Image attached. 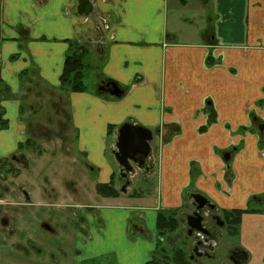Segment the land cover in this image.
I'll return each mask as SVG.
<instances>
[{"label":"crops","instance_id":"0c3cea01","mask_svg":"<svg viewBox=\"0 0 264 264\" xmlns=\"http://www.w3.org/2000/svg\"><path fill=\"white\" fill-rule=\"evenodd\" d=\"M210 3L213 20H202L205 12L185 0H0V83L6 92L0 102L6 121L0 150L7 142L8 151L0 156L27 137L16 98L20 73L35 68L45 85L59 89L72 44L102 55L95 56L98 83L115 82L123 92L118 98L98 94L97 84L94 90L67 93L78 149L103 163L100 168L88 161L96 183L112 181L118 168L114 158H105L108 135L113 143L127 122L153 133L149 156L151 173H159L156 195H139L145 204L135 208L126 203L127 193L102 198L96 211L87 213L82 245L94 242L91 231L128 225L134 212L145 210H156L154 218L148 215L155 235L157 209L179 207L184 191L194 188L220 209L243 211L240 244L253 264H262L264 0ZM249 140L258 147L247 148ZM192 167L199 175L193 184ZM138 226L145 233L125 241L130 256L141 248L146 264L154 240L143 222Z\"/></svg>","mask_w":264,"mask_h":264},{"label":"rangeland","instance_id":"374dc122","mask_svg":"<svg viewBox=\"0 0 264 264\" xmlns=\"http://www.w3.org/2000/svg\"><path fill=\"white\" fill-rule=\"evenodd\" d=\"M185 2H188L191 7L199 8L202 14L205 12L206 15H203L202 20H213L210 0H185ZM1 23L0 14V25ZM85 46L82 47L85 48ZM85 50L83 80L87 90H94L96 85L99 84L100 71H97L99 68L97 62L100 61L95 60V56H98L95 49L92 50L88 47ZM98 57L101 60L103 56L99 55ZM28 77L29 79L21 82V89L16 96L20 102L21 111L18 116L24 125L26 136L34 139L36 146L33 149L22 148L21 153L27 167L20 170L21 174L17 181L18 184L20 183V187L26 189L36 205L34 209L27 208V206H23L24 209H22L20 206L9 205L11 208L5 213L10 219L9 223L6 224V231L3 230L4 225L0 223V264H53L48 262V256L45 255L48 251L54 252V248L51 250L46 244L53 235L43 230L40 224L43 221L47 222L56 231L57 235H54L56 236L54 239L57 244L61 243L59 237L62 236L65 238L64 240L73 245V248L64 246L63 250L56 251L57 259L55 258L54 264H128L127 261L142 264L144 252L140 248L135 253L137 258L134 259L135 254L130 256L127 249L131 248L125 239L127 237L133 240L140 237V234L133 229L132 224L137 225L142 222L147 233L151 236L154 221L150 222L148 215L151 214L154 218L156 210L141 211L142 214L134 212L132 219L127 220L128 225L127 222L126 224L120 223V225L117 222L118 224L114 228L105 226L103 230L91 231L90 234H93L94 242L89 243L87 246L85 244L77 246L76 248H82V252L85 254L80 256L77 261L73 260L74 239L81 240L82 238L80 235L76 237L75 233L83 229L81 227L82 222L89 219L87 213L93 214L91 212L96 211L98 203H102L103 198L96 192L97 173L88 161L100 168H103V163H101L100 157H96L97 161H90L91 159L86 158L78 149L76 132L71 128L69 120L67 93L45 85L39 78L35 68L28 71ZM4 97H6L4 84L0 83V102ZM9 115L8 117H10ZM2 119L3 109L0 106V129L3 128ZM111 143V135H108L106 159L108 157L114 158L111 149L112 146L114 147L115 141ZM6 144L7 142L0 153L8 152ZM152 144L155 148H159L157 141ZM256 147L258 146L253 144V140L247 142V148L253 150ZM226 171L227 169L224 172ZM142 174L143 172L140 169L133 166L132 173L128 175L131 184L126 187L124 194L134 191L135 187L136 189L142 187L143 191L147 187H152V191L156 195L159 177L157 169L154 174L150 173L146 177ZM197 176L199 175L192 167L189 170L191 184ZM112 181L113 186L118 190V195L121 196L124 181L119 180L117 172ZM3 185L4 187L8 186L11 190L12 185L10 182H5ZM140 185L142 186L140 187ZM4 192L5 190L1 187L0 197L2 193V195L4 194L2 198L8 201L14 200L10 193L6 194ZM151 205L153 206L154 203H151ZM3 210L0 204V218L4 213ZM9 227L14 228L15 232L13 234L8 233L7 229ZM36 236L39 248L36 250L32 247L31 250V252L36 251V259L31 260L23 257L17 247V243H20L19 239H22L21 243H23L30 239L36 240ZM152 239L155 240L154 235H152Z\"/></svg>","mask_w":264,"mask_h":264},{"label":"flooded vegetation","instance_id":"af4514ba","mask_svg":"<svg viewBox=\"0 0 264 264\" xmlns=\"http://www.w3.org/2000/svg\"><path fill=\"white\" fill-rule=\"evenodd\" d=\"M101 93L106 92L101 91ZM2 120L5 122L6 126V121L4 119ZM5 126L3 128H5ZM27 138L28 137H26L25 140ZM24 141L18 143L16 149L13 152H10L4 156H0V188L2 187L5 190L4 193H10L11 197L14 199L12 201H8L7 199L2 198L4 197V194L2 195L1 193L0 204L1 208L4 209V213L0 218V223L4 225V231H6V224H8L10 221V219L5 214L9 211V208H11L9 205L12 204L15 206H20L22 209H24L23 206L34 209L36 205V202L30 195H28L26 189L24 187H20L21 185L20 183L18 184L17 181L21 174L20 170H24L27 167V164L24 162V158L21 153L22 148H19V145ZM228 158L229 153H225V155H223L224 161H227ZM147 160L149 163L147 166L142 165V167H139L136 163L132 164L133 166H136L138 169H140L141 172H143L142 175L144 177H146V175H148V173L150 174L152 171L150 156ZM14 163H16V165H14ZM5 182L11 183V190L8 188V186L4 187L3 184ZM130 184L131 182L129 180V184L126 187H128ZM14 186L15 188H13ZM141 186L142 185H140V187ZM142 189V187L141 189H136L135 187L134 191H131L130 193L128 192L126 203L134 208L138 204L144 205L145 202L140 201L141 199L138 198V196L141 194H151L153 191L152 187H147L145 191ZM124 192L122 191V194ZM118 196L103 198H116ZM261 200L264 201V197ZM159 211L170 212L173 218H175L178 227H176L174 231L163 235L158 232L157 228L155 229L154 250L152 251L151 257L146 262V264H253L250 261V255L248 251H246L240 244L239 226L243 212L242 210H239L241 213L238 215V222H233L234 214L231 213L232 211H226L224 209L218 208L215 202H213L201 191L194 188H187L183 193L182 203L179 207L174 209L158 208L157 213ZM188 222L191 225H188ZM40 224L44 231H48L50 235H53L51 238H49L46 244L51 250L54 248V252L52 253L48 251V253L45 255L48 256V262L54 264L56 258L55 252L63 250L64 246L67 248H73V245H71L67 240H64L65 238L62 236L59 237V241H61V243L57 244L56 240L54 239V237H56L54 235H57L54 228L50 227V225L45 221L41 222ZM86 224L87 220L83 221L81 225L83 229L75 233L76 237L80 235L82 238L81 240L78 238L74 239V261H77V259L82 254V248L77 249L76 247L79 245L82 246L88 237V231L85 227ZM132 225L133 229L139 234L145 233L144 229H141L138 224ZM192 225L194 227H192ZM7 231L10 234L15 232L13 227H9ZM35 238L36 240L30 239L23 243H21L22 239H19L20 243H17V247L19 248V253L23 257H27L31 260L36 259V251L33 250L31 252L32 247L36 250L39 248L37 236ZM262 264H264V259Z\"/></svg>","mask_w":264,"mask_h":264},{"label":"water","instance_id":"95a60500","mask_svg":"<svg viewBox=\"0 0 264 264\" xmlns=\"http://www.w3.org/2000/svg\"><path fill=\"white\" fill-rule=\"evenodd\" d=\"M101 91H105L110 96L117 98L123 93L118 85L112 81H102L97 88V93L100 94ZM165 132V129L161 130L162 134ZM152 137V131L139 124L127 122L118 128L115 144L111 153L118 163V178L124 181V185L122 186L123 192L129 184L128 175L133 171L132 164L136 163L139 167L149 165L147 159L149 157ZM188 225L191 224L188 222ZM192 227L194 226L192 225Z\"/></svg>","mask_w":264,"mask_h":264},{"label":"trees","instance_id":"16d2710c","mask_svg":"<svg viewBox=\"0 0 264 264\" xmlns=\"http://www.w3.org/2000/svg\"><path fill=\"white\" fill-rule=\"evenodd\" d=\"M84 4V3H83ZM86 54L85 48L72 44L70 46V51L66 54L62 73L59 77V90L63 93L69 92H82L86 90V85L83 80V58ZM29 79L28 71H23L20 73L21 82ZM22 110V108H21ZM21 112V111H20ZM3 127L5 122L2 123ZM36 145V142L32 138H27L23 143L19 145V148H31L33 149ZM96 192L102 197H115L118 196V190L113 186V181L105 184H97ZM234 214L233 222H238V215L241 213L239 210H234L231 212ZM177 227V222L173 218L170 212H158L156 216V228L160 234H165L167 232L174 231ZM182 259V256H181Z\"/></svg>","mask_w":264,"mask_h":264}]
</instances>
